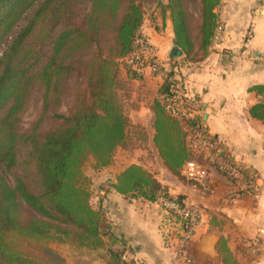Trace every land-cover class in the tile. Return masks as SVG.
I'll list each match as a JSON object with an SVG mask.
<instances>
[{"label":"trees","instance_id":"1","mask_svg":"<svg viewBox=\"0 0 264 264\" xmlns=\"http://www.w3.org/2000/svg\"><path fill=\"white\" fill-rule=\"evenodd\" d=\"M219 3L200 1L195 45L184 0L159 1L187 62L208 54ZM144 22L140 0H0V264H68L55 242L80 252L106 250L107 264H138L125 259L123 244L114 247L119 238L91 203L84 167L90 160L94 170L110 165L127 138L118 77L121 65L135 75L127 58L141 49ZM176 66L166 68L153 108L155 144L179 175L195 154L182 123L166 107ZM254 90L261 93L264 86ZM251 113L264 120V101ZM186 123L204 128L199 114ZM114 187L159 205L161 197L186 202L135 164L117 176Z\"/></svg>","mask_w":264,"mask_h":264},{"label":"crops","instance_id":"2","mask_svg":"<svg viewBox=\"0 0 264 264\" xmlns=\"http://www.w3.org/2000/svg\"><path fill=\"white\" fill-rule=\"evenodd\" d=\"M215 11L217 31L208 54L199 61L187 62L185 53L170 59L176 44L172 20L167 17L154 27L144 23L142 32L166 68L177 64L175 76L184 82L189 102L202 116L220 161L238 168L242 176L235 177L212 161L204 185L172 173L154 141L157 117L153 103L163 76L148 68L134 70L131 76L125 67L118 79L134 87L123 106L127 138L111 164L95 170L94 181L101 187L93 206L103 210L119 238L114 247L123 244L125 259L138 264L182 261L161 230L160 205L115 189L117 176L133 164L152 173L171 195L183 196L200 208L199 227L188 246L193 264H264V120L251 113L264 101V91L254 90L264 86V0H220ZM133 126L144 129L147 142L129 149L125 145L135 139L130 131ZM210 235L219 237L217 256L203 251ZM107 261L105 254L104 264Z\"/></svg>","mask_w":264,"mask_h":264},{"label":"built area","instance_id":"3","mask_svg":"<svg viewBox=\"0 0 264 264\" xmlns=\"http://www.w3.org/2000/svg\"><path fill=\"white\" fill-rule=\"evenodd\" d=\"M137 43L140 44L141 49L139 52L127 58L128 64L131 65L134 70L142 71L148 68L154 74L163 76L166 67L158 59L157 51L154 49L153 45L145 36L138 38ZM166 107L168 113L186 127L187 144L195 154L194 157L187 159L180 169V175L185 180L196 185H204L205 180L208 178V168L204 163L198 161V157H201L204 161L208 160L213 163H219L222 167L228 169L230 174L235 177L242 176L238 168L233 165L223 164L220 161L214 143L204 128L189 127L187 125V119L198 112L190 104L182 80L177 79V81L171 85ZM159 200L162 203L160 205L166 216L161 229L162 231H176V226L179 225V227H181L183 233L179 239L178 255L184 257V264H191L192 259L188 256L187 245L197 231L200 219V208L196 205L188 204L187 202H185V205H180L174 200H167L163 197Z\"/></svg>","mask_w":264,"mask_h":264},{"label":"rangeland","instance_id":"4","mask_svg":"<svg viewBox=\"0 0 264 264\" xmlns=\"http://www.w3.org/2000/svg\"><path fill=\"white\" fill-rule=\"evenodd\" d=\"M140 1L143 4L144 10H145V21L146 22H144V23L152 25V27H154V26L160 24L163 19H165V18H163L162 8H161V6L158 5V3H159V1H163L164 3H168V0H140ZM200 1L201 0H184L185 11L189 15L188 20H189L190 32H191L190 38H191V41L195 43V45L198 44V38H199L198 24L201 20V9H202ZM167 18L169 20H171L170 15L168 13H167ZM149 42H150V40H149ZM154 49L156 50L155 47H154ZM1 51H2V47L0 48V53H1ZM125 67H126L125 65H121L120 66V72L124 73L125 70H123V69ZM132 89H134V87L131 84H129L128 82H125L124 80L118 81L117 93H118L120 104H121L122 108H124L123 106L126 104L125 100L127 98V95L129 94V92ZM63 111H66V107L63 108ZM29 119L30 118H26L25 122H28ZM130 131L133 133V136L135 139H131V141L127 142V144L125 145L126 148H128V146H129V149H133L135 147L143 146L147 142L146 139L144 138L145 132H144L143 128H140L139 126H133V128H130ZM197 159L199 162L204 163V165H206V166L210 164L209 163L210 161H208V160L204 161L203 159H201V157H198ZM94 165H95V161L90 160L87 162L86 166L84 167V171H85L86 175L88 176V178L90 179L92 197L93 196L95 197V199L94 198L91 199L92 205H94L95 201L98 200V198L100 196L99 195V189L101 187V184H99L98 181H94V178L97 176L96 171L94 170ZM188 204H189V202H188ZM160 207H162V206L160 205ZM163 215H164V212H163ZM165 218H166V216L164 215L162 218L163 219L162 223L165 222ZM197 230H198V228H197ZM162 232L164 234H167L166 240L169 241L170 244L172 243L175 245V247L177 248V251H176L177 256L182 261V264H184V262H183L184 257H181V255H178L179 239L181 237V234L183 233L181 227H179V225H178V226H176V231L169 230V231H162ZM194 236L192 237V239L194 238ZM192 239L190 240V242L192 241ZM52 246L65 258V260L68 264H104V262H105L106 250L92 251V252H88V251L80 252V250L75 249L70 244L60 243V242L52 243ZM188 246H189V244L187 245V253H188V256L192 259L191 264H193L194 261L188 252Z\"/></svg>","mask_w":264,"mask_h":264},{"label":"water","instance_id":"5","mask_svg":"<svg viewBox=\"0 0 264 264\" xmlns=\"http://www.w3.org/2000/svg\"><path fill=\"white\" fill-rule=\"evenodd\" d=\"M183 53H184L183 50L175 45L170 52V59L178 58L181 55H183ZM218 240L219 237L217 235H210L208 239L205 241V244L203 246V251L209 253L211 256H217L218 252L215 249V247Z\"/></svg>","mask_w":264,"mask_h":264}]
</instances>
